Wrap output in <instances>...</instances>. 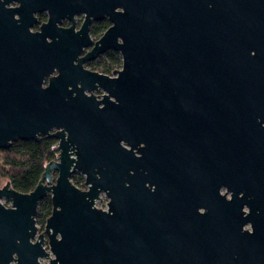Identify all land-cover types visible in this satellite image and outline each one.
<instances>
[{
    "label": "water",
    "instance_id": "95a60500",
    "mask_svg": "<svg viewBox=\"0 0 264 264\" xmlns=\"http://www.w3.org/2000/svg\"><path fill=\"white\" fill-rule=\"evenodd\" d=\"M35 2L50 10L49 22L39 37V63L0 72V149L50 135L59 140L58 155L30 192L9 180L0 186V199L10 203L0 201V264H40L47 254L42 235L30 241L46 195L52 210L45 231L55 255L49 264H167L163 213L155 193L129 174L145 162L132 148L142 142L154 153L170 152L181 132L190 174L214 149L224 158L227 126L234 166L241 163L245 129L264 113V0ZM76 11L108 17L111 25L86 58L118 50L115 77L84 70V58L73 63L90 43L86 23L81 36H72L55 22ZM98 86L99 100L91 93ZM76 170L86 189L71 182ZM101 191L105 209L95 205Z\"/></svg>",
    "mask_w": 264,
    "mask_h": 264
},
{
    "label": "flooded vegetation",
    "instance_id": "af4514ba",
    "mask_svg": "<svg viewBox=\"0 0 264 264\" xmlns=\"http://www.w3.org/2000/svg\"><path fill=\"white\" fill-rule=\"evenodd\" d=\"M121 9L118 6L115 11ZM49 17L50 10L42 8L35 0H0V72L19 73L30 61L33 66L39 63V37L42 25L49 22ZM84 23L90 43L81 48L73 63L84 58L81 62L84 70L115 77L122 66L118 50L107 48L86 58L111 25L106 15L96 17L87 11H76L72 15L66 13L57 18L55 28L66 30L72 36H81ZM56 32L54 29L47 34V40L50 41L49 37ZM110 63L105 71V65ZM56 74L54 70L51 76ZM48 80V77L44 79L43 86ZM91 93L99 100L104 91L98 86ZM255 121L256 126L245 129V157L237 166H234L227 126L224 158H217L214 149L208 162L200 163L190 174L184 172L181 132L175 134L170 152L154 153L151 145L148 147L142 142L132 148L133 155L145 162H141L143 164L138 168L132 166L129 174L132 179L140 178L144 188L155 193L163 213L167 264H264V113L257 115ZM54 131L52 129L50 133ZM213 134L214 131L212 139ZM42 137L54 140L57 153L50 161H57L59 140L50 135H43L40 139ZM56 176L57 171H52L51 183ZM70 180L78 188L86 189L85 176L79 171L73 172ZM125 181L128 185L127 179ZM103 195L104 192H99L96 201ZM35 224L36 231L30 241L34 242L42 235V247L47 254L39 256L37 261L49 264L55 255L49 250L46 220Z\"/></svg>",
    "mask_w": 264,
    "mask_h": 264
},
{
    "label": "trees",
    "instance_id": "16d2710c",
    "mask_svg": "<svg viewBox=\"0 0 264 264\" xmlns=\"http://www.w3.org/2000/svg\"><path fill=\"white\" fill-rule=\"evenodd\" d=\"M111 64L105 65V71ZM56 153L55 142L51 138L42 137L40 141L16 140L8 148L0 149V179L9 180L19 192H30L39 182L45 164ZM50 211L51 202L47 195L38 202L36 222H44Z\"/></svg>",
    "mask_w": 264,
    "mask_h": 264
},
{
    "label": "rangeland",
    "instance_id": "374dc122",
    "mask_svg": "<svg viewBox=\"0 0 264 264\" xmlns=\"http://www.w3.org/2000/svg\"><path fill=\"white\" fill-rule=\"evenodd\" d=\"M7 179H0V186H2L3 184H4V182L6 181ZM0 201L3 203V204H5L6 206H9L10 205V203H9V201H7L6 199H0ZM106 203H107V198L103 195L102 196V198L99 200V201H97L96 203H95V205L99 208H105V206H106Z\"/></svg>",
    "mask_w": 264,
    "mask_h": 264
},
{
    "label": "built area",
    "instance_id": "2783aa9c",
    "mask_svg": "<svg viewBox=\"0 0 264 264\" xmlns=\"http://www.w3.org/2000/svg\"><path fill=\"white\" fill-rule=\"evenodd\" d=\"M96 202H97V201H96ZM96 202H95V203H96ZM105 208H106V206H105ZM105 208H104V209H105Z\"/></svg>",
    "mask_w": 264,
    "mask_h": 264
}]
</instances>
